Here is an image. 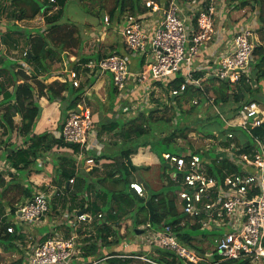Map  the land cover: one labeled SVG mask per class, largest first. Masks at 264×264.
I'll use <instances>...</instances> for the list:
<instances>
[{"label": "trees", "instance_id": "obj_1", "mask_svg": "<svg viewBox=\"0 0 264 264\" xmlns=\"http://www.w3.org/2000/svg\"><path fill=\"white\" fill-rule=\"evenodd\" d=\"M3 0H0V2ZM11 11L7 16L13 18L17 22L35 19L41 16L46 27L43 30H37L35 33L27 32V48L28 52L25 60L31 66L30 74L27 75L21 70L16 69V63L11 62L5 57L0 59V104L2 110L0 112V133L1 135L10 136L13 132L22 139V147H17L13 144L3 152L6 163L9 167L14 169L15 173L11 174L10 180L6 183L3 175L0 173V244L7 246L13 245L16 241H21L24 235L20 232V226L8 219L13 217L17 207L13 205L14 196H8L9 192L18 194L16 200L21 204H25L34 197L32 183L28 181L29 174L40 172L42 167L39 165V160H45L51 157L53 162L54 181H57V187L61 188L64 194H70V200L76 201L77 197L83 195V201L75 208V205H69V211L84 210L91 213L93 216L102 214L101 219H96L89 225V237L83 239L84 245L82 247V260L90 264H132L135 257H141L144 254H129L132 257H120V253L111 251L112 246L120 245L123 240L119 233V224L124 219H131L134 229H139L143 224L150 225L151 229L161 231L166 226H170L175 237L181 244L190 248L196 249L203 253L204 250L196 247L193 244L194 238L188 230H200V224L192 222L185 215L177 211V201L172 195L175 192L171 191L173 185L168 180V174L171 171L169 168L163 167L160 164V176L169 181L167 188L161 187L156 192H151L143 196H139L130 189L129 184L134 179L133 175L139 170L131 162V155L136 154L139 148L149 147L154 154L158 153L154 150L152 145V138L148 135L150 133V124L155 123L156 128L154 132H158L165 128V125L160 122H154L152 115L157 112L158 108L151 107L150 115L145 114L139 110L138 116L125 120L123 118L114 119L112 116L110 122H100L101 129L99 133H115L121 136L125 147L118 150L121 158L120 162L113 161L109 165L104 166V170L99 172L98 169L92 167L89 171H84L82 166H76V155L79 151L78 145L65 143L61 136L55 137L53 133L44 132L38 135L33 134L36 120L40 117L41 107L38 104V99L45 97L49 103H60V122L58 131L61 132L62 125L68 117V112L76 110L77 106L82 102L83 85L76 88L72 84V78L68 73H64L66 78L64 82L57 80L51 83H45L47 79L52 76V66L55 63H62L67 61V67L79 74L81 65L89 61L98 62L106 57L102 55L99 50L93 52L87 57H83L80 53L85 46V41H80L76 36L77 31L75 25L69 27L68 18L65 7L72 5L71 0H7ZM88 5L82 4V10L87 17H98L101 19L105 17L102 13L107 9L112 26L121 21L122 16L126 14H142L148 9L145 7L143 0H89ZM160 1V0H155ZM227 1V0H225ZM233 3L238 2L237 9H243L249 5L252 8L257 7L258 24L264 26V0H229ZM74 2V1H72ZM110 6L107 8V5ZM74 5V4H73ZM95 5H98L95 7ZM1 7V5H0ZM53 8H56L53 9ZM5 11V9H4ZM65 22V24L61 23ZM18 26L12 24L10 27L6 26V30L12 32ZM236 29V27H235ZM234 29V30H235ZM252 29V28H251ZM17 31V30H16ZM254 32V31H253ZM19 36V35H18ZM6 35L0 36V44H8L14 41ZM79 45V46H78ZM78 47L79 53L74 54L78 61H68L70 53L68 50ZM125 49V48H124ZM112 54V53H111ZM254 59L251 61V73L249 77H241L239 81L231 83L229 81H220L217 78L203 79V72H194L193 77L202 79V89L193 86H188L187 89L180 96L182 98L198 97V105L192 106L188 111L180 113L179 120H186V117L196 110L197 106L201 105L207 97L208 93H213L212 103L218 107L222 113L225 108L234 107L233 114L227 115L226 119H231L239 112L244 105L250 102L261 103L264 101V44L255 45L253 49ZM110 55V54H109ZM108 56V55H107ZM144 63L138 60L137 68L141 70ZM131 67V63H130ZM67 69V70H69ZM83 71H88L87 68ZM67 74V75H66ZM97 74V73H96ZM147 84L149 86L156 85L169 91L173 88H178L184 82L183 74L177 73L172 76L166 84L160 81H154L148 78ZM34 82L36 87L31 84ZM91 83L93 80L90 81ZM209 82V87L204 89L206 83ZM12 88V90H10ZM37 89V91H36ZM117 90L113 87L110 93L111 101L114 100ZM128 92V90H127ZM142 91L138 92L139 94ZM179 98V97H178ZM175 99L169 97L172 104L176 102ZM37 99V100H36ZM133 102L135 100H132ZM132 102V103H133ZM131 103V101H130ZM112 108V105L111 107ZM20 117V122H15V117ZM222 114H215L213 118H208L205 127L199 129L200 132L205 131L206 136H212V131H218L220 137H226V134L231 133L234 136V141L237 144L244 145L245 148L251 146V136L239 127H228L222 120ZM177 122L175 130L167 136L160 137V142L164 146L165 151L158 153L159 159L163 160V153H171L179 155L180 153L192 152L191 149L181 148L175 144L176 135L182 134L183 130L188 127L181 128ZM210 126L209 128H207ZM207 128V129H206ZM205 129V130H203ZM176 131L178 132L176 134ZM157 135V133H156ZM251 135L260 140H264V123L261 126L251 130ZM185 138L184 135H182ZM214 137V136H212ZM1 145V144H0ZM54 147L70 148L72 150L70 155L58 154L53 152ZM11 150V151H9ZM117 150V149H116ZM91 157L89 150H85L80 164L86 158ZM95 161L102 159V156L95 157ZM214 160V159H213ZM161 162V161H160ZM227 167L226 164L217 167L215 164L211 167L212 174H221L220 169ZM83 170V171H82ZM231 170V168H229ZM232 171V170H231ZM73 180V185L69 183ZM67 183H69L67 185ZM47 188V187H45ZM47 191V189H43ZM43 191V192H45ZM22 193L23 196H19ZM169 193L171 196H168ZM58 189L55 192L56 196ZM176 197V195H175ZM7 199L9 213L6 214L5 207L1 205V201ZM88 201H87V200ZM74 206V207H73ZM139 214H143L144 219L139 220ZM183 219L186 223H183ZM191 223V224H190ZM13 226L14 232L8 233L7 228ZM56 226V225H55ZM144 226V225H143ZM51 228V227H49ZM49 232L45 233L42 241L47 239ZM71 232L70 230L68 231ZM79 235H83L82 229H78ZM93 233V234H92ZM145 233V232H144ZM48 235V236H46ZM100 246L109 249V254L98 255L97 250ZM157 254L154 257H149L151 261L158 264H179L181 263L170 251L156 248ZM23 260V259H22ZM22 260L19 263H22ZM219 264H245L238 261H223Z\"/></svg>", "mask_w": 264, "mask_h": 264}, {"label": "built area", "instance_id": "obj_2", "mask_svg": "<svg viewBox=\"0 0 264 264\" xmlns=\"http://www.w3.org/2000/svg\"><path fill=\"white\" fill-rule=\"evenodd\" d=\"M143 1L148 9L145 13L126 14L114 26L110 17L105 15L102 20L103 31L110 27L119 34L125 54L114 52L98 62L89 61L82 65V69H88L90 76H95L98 72L109 74L113 87L125 94L128 86L133 91L145 85L148 78L166 84L172 76L181 72L184 82L178 88L168 91L169 97L173 99L180 97L188 86L202 89V79L193 77V73L200 69L206 70L203 79L215 77L220 81L235 83L241 77H249L255 44L252 41L253 30L245 26L239 27L231 39L226 41L224 51L213 65L205 61V68L202 64L194 69V61L201 47L206 46L216 35L213 28L216 17L213 0H204L199 14H193L190 22L183 15L184 5L181 0ZM186 2L193 5L198 0ZM23 54L26 56L27 50ZM132 57L143 61L141 70L131 69ZM25 64L21 63L22 66ZM69 75L74 87L82 85L81 75L78 76L73 70L69 71ZM83 87L82 102L76 110L68 112L60 132L65 143L78 145L77 164H80L85 150H89L98 141L92 113L84 105L88 90L86 86ZM158 89L156 85L150 86L141 105L151 109L150 92ZM221 118L228 127H239L248 133L252 138L251 146L245 148L244 145L237 144L233 140V134L228 133L227 139L215 137L219 147L214 157L200 151L179 155L162 154L171 170L168 180L178 188L175 195L181 213L190 221L199 223L201 230L221 231L214 239L216 247L213 253H200L181 244L170 226L155 231L146 224L143 234L147 232L145 240L148 246L156 245L174 253L180 259L179 264H219L223 261L264 264V140L251 135L252 129L264 123V112L257 102H250L235 117ZM210 149L213 151V147ZM84 163L91 169L94 160L89 157ZM214 164L217 167L226 164L227 167H222L221 174L216 175L211 173ZM69 183H73V180ZM129 187L137 195H144V188L140 183L132 181ZM50 198L46 192H35L34 197L19 206L14 216L8 220L18 225L40 221L49 211ZM79 211L81 210L67 211L69 214L64 216V225L71 231L68 237L57 234L52 236L50 231V236L46 235L47 239L33 243L29 236L27 252L20 264H90L81 258L84 244H78V229H82L86 237L88 232L84 233L89 231L88 226L96 219H101L102 214L93 216L85 212V209L82 214H78ZM7 232L13 233V226H9ZM134 258L158 264L144 257Z\"/></svg>", "mask_w": 264, "mask_h": 264}, {"label": "rangeland", "instance_id": "obj_3", "mask_svg": "<svg viewBox=\"0 0 264 264\" xmlns=\"http://www.w3.org/2000/svg\"><path fill=\"white\" fill-rule=\"evenodd\" d=\"M72 1H74V2H72ZM71 3H72V5L65 7L66 15L71 13V14H69L70 17L68 18V20L70 22V24L68 26L72 27L73 25H75V28L77 31L76 36L80 39L81 43H82V41H85L87 38H88V40L85 41V46L83 47L81 52L78 49V47L68 50L70 55L72 56V55L77 54L79 52L83 55L84 54L86 55V54L93 53L97 50H99V52L101 54H103V53L107 54L108 53L107 50L109 48V45L107 46V50L104 52L103 46L101 47L102 42L97 41L98 38L101 37V34H99V33H100V31H102V28H103L101 19H99L98 17H87V15L83 12L82 7H81L82 4L88 5L90 3V1L89 0H71ZM238 4H239L238 2L233 3L229 0H227V1H225V0H213V5L215 7V13H216V15H215L216 17L214 18V21H213L214 30L220 31V25H222L224 28H226V26H233L235 24L240 25L239 27H241V26L249 27V28H252V30L254 31L253 32L254 39L252 40L253 43L255 45L264 44V26L263 27L259 26V24H258V13L259 12H254L255 10H257L258 6L256 5V8L254 9L251 7V5H249V6L244 8V9H246L244 11V9H237L236 8ZM0 5H1V7H0V22L1 21H3V22L7 21L10 25L14 24L16 26H18V24L19 25L22 24L20 22L13 20V18L7 16V13L11 11V7L8 5L7 0L1 1ZM4 6H6V7H4ZM97 6L98 5H95V7H97ZM109 6H110V4L107 5V8ZM4 9H5V11H4ZM225 9L228 10V13H229L226 16H224L222 14V12ZM106 11H107V9L105 11H103V13H102L104 16L108 15V13ZM223 13H227V12L224 11ZM41 18L42 17L39 15V17H37L35 19V22H33L35 26L42 25L43 19H41ZM223 20H224V22L221 23ZM61 23L65 24V22H63V21H61ZM44 26L46 27L45 23H44ZM107 32L109 34L110 31H107ZM33 33H35V31ZM234 33L235 32L229 34V39H231V36ZM108 34L106 37H108ZM9 35H10V37H12L11 39L13 41L14 40L16 41V44L13 42H10L8 44H0V55H1L0 59L2 57L7 56V55L12 57L13 59L20 58L26 64L23 66L21 64L20 65L17 64L16 69L24 72V70H28L30 67L29 63L25 60V56L23 54V52L25 50H27V52H28V48H27L28 45H27V40H26L27 39V37H26L27 32L23 31L21 28L15 27L14 30H12V32L9 33ZM105 40L103 43L106 42ZM5 52L7 55H4ZM252 58L254 59V56H252ZM73 60H76V58L70 57L69 61L72 62ZM65 64H66V62L62 63V65L59 63L53 64L52 69L55 71H53L52 76L46 80V83H50V82L55 81V80L60 81L59 77H61V75L59 72L65 70V69L66 70L69 69L67 67L68 65L67 64L65 65ZM203 66H205V65H203ZM30 71H31V69H30ZM82 73L83 72H81L80 75ZM29 74H30V72H29ZM29 74H27V75H29ZM106 77H110L109 79L111 80V83L113 85L111 76L109 74H106ZM61 79H62V77H61ZM95 79H96V82H101L102 80L104 81V82H101L103 85L102 90H99V91H103V89L107 87V81L104 79H98L97 76ZM90 81L91 80H89V79H85V77H82V79H81V84L85 85L87 88L89 87L88 85L93 86V88L91 90V95L85 97V100H84L85 106H88L91 109L92 113H95V112L100 113L101 118L104 120L106 118V115H105L106 113H104L105 112L104 110L107 109V100L103 101V103H102V100H100V98L96 94L92 93L94 91L95 83H93V82L91 83ZM31 83L36 87V84L34 82H31ZM209 85H210L209 82L206 83L204 86V89L206 87H209ZM10 90H12V88H10ZM36 91H37V89H36ZM140 91L141 90L137 88V90L135 91L134 94H132L133 92H127L128 94L132 95V96H130L131 103L130 104L128 103L129 105L127 104V106H129V108H130V112H126V110H125V113L115 112L113 114V117H117V118L120 117V118H123L127 121L131 118L137 117L138 116L137 112H139V110H141L140 112L143 111L145 116H149L151 109L141 105V101L143 99V93L141 92L139 94L138 92H140ZM117 93H118L117 96L119 98L123 99V95L120 92H117ZM149 97H150L149 104L151 105V107L158 108L157 112H155L152 115L153 120H158V121H154V122H160L162 120L160 122V125H162V123L165 125L164 129H162L158 132H154V130L157 126L155 123L150 124V126H151L150 127V133L148 135L152 138L151 142H152V145H153L154 150L156 152L159 153L160 151H165L164 146L160 142V137L167 136L170 133H173L175 130V127H173L172 125H175L178 122L179 127L184 128V129H185V127H188V128L186 130H183L182 134L176 135L175 144L177 146L179 145L181 148L191 149L193 151L206 152L207 155L210 153L209 156L211 155L212 157L215 156L214 153L218 151V147H219L218 141L215 140V137L221 138L220 133H218V131L214 130V131H212V134H213L212 136H214V137L206 136L205 131L200 132L199 129L201 127H205V124L208 121L207 119L211 118V117L213 118V116L215 114L220 113V114H222V117H224V118L227 115L233 114V110H234L233 106H231L230 108H228V107L225 108V112L222 113L221 110L212 103L213 93L209 92L207 95L208 98H206V100L201 105L197 106L196 110H194L191 114H189L186 117V120L180 121L179 119L182 118L180 113L183 111L184 112L188 111L192 106L198 105V102H199L198 97H193L191 100L189 98L179 97L178 100H176V102L174 104H172L169 100L168 92L165 91L163 88H159L158 90L150 92ZM132 98H137V99L133 102ZM175 99H177V98H175ZM175 99L172 98V101H174ZM258 104L261 106V109L264 112V101H262L261 103H258ZM122 107L124 109L125 104H123ZM1 108L2 107H0V112H1ZM78 110H79V108H78ZM15 122L19 123L20 121L15 118ZM209 127L210 126H208L207 128H209ZM97 128H98V130H100L101 126L98 124ZM203 130H205V129H203ZM156 133H157V135H156ZM177 133L178 132L176 131V134ZM103 134H106L108 136L109 142H107V145L110 148H114L115 150L116 149L121 150L122 148L125 147L126 144L123 143L121 136H119L118 134H114V133L110 134L107 132H104V133L102 132L101 135H103ZM182 135H184L185 138H183ZM14 139H15V141L11 144L17 145V143H19L18 145H21V142H20V141H22L21 138L18 137V138H14ZM212 147H213V151H212V149H210ZM207 149H209V152H207ZM158 153H156L155 155L159 158ZM40 161H42V160H40ZM116 161L117 162L121 161V158L116 159ZM160 161H161L160 164H162L163 167L169 168L166 161H164L162 159ZM82 167H83L82 169L84 171H89L88 168L90 169V167L88 165H85V163L82 165ZM133 177H134V179H137L140 182L145 181L144 187H146L147 197H148L149 193L156 192L161 187L167 188V186L169 185V181L164 178V175L160 176V172L156 166L141 167L133 175ZM70 184L73 185V183H70ZM43 189H47V191H45ZM176 189H177V187L175 185L171 186V191L175 192ZM38 190L45 191L46 193H48L51 196V198L49 200V211L44 215V217H42L41 220L45 219L46 224L48 222H51V224L54 225V227L51 230L52 236L60 235V236L68 237L70 233L68 232V228H66V225H64V222H66L64 216L69 214V213H67V211H69V205H75V208L79 206L81 201H83V199H84L83 195L78 196L76 201L72 202L70 200V198H71L70 194H64V192H62L61 194H57L56 196H54L52 194L53 189H48V188H45L44 186H42V188H39V189L38 188L34 189L33 192L35 193ZM146 194L144 193V195H146ZM171 194L169 193L168 196H171ZM172 195L174 196V198H176L174 193ZM11 196H14V200H16L18 194L16 193V191H14L11 193L10 197ZM19 196H23V194L19 193ZM21 205H23V204H21ZM17 208H18V206H17ZM177 211L181 213V210L178 206H177ZM70 212H72V211H70ZM8 213H9V211H8ZM138 219L139 220L144 219L143 214H139ZM182 221H183V223H186L185 219H183ZM27 223L38 224L39 221L27 222ZM25 225H27V224H24L22 227H24ZM143 225H145V224H143ZM143 225L141 227H139V230L144 229L145 226H143ZM119 226H120L119 233L122 236L123 240L121 241L120 245L112 246L111 248H109V249H111V251H116V252L122 254L120 256H130L129 254H131L133 252L136 254H142L143 253L144 255L141 257H144L145 259H150L149 257H154L157 254L156 248H158V246L157 247H156V245L148 246L147 241L145 240V238H146L145 236L147 235V232L145 234H142L144 236L136 235L134 233L135 229L132 226L131 219H124L123 221H121ZM188 232L194 238L193 244L196 247L204 250V252H207V253H209V252L213 253V249L216 247L215 243H214V239L217 238V236L221 233V231L210 230V229L188 230ZM78 236H80L78 239V244L80 246H81V244L85 245L86 243H84V241H83L85 235H78ZM89 236L90 235L88 234L86 237H89ZM32 242L35 243L36 238H34V239L32 238ZM26 246H27V243H22V246H20L19 244L17 245V243L16 244L14 243L13 245L8 246V247H6V246L3 247L0 245V264H20L19 262L22 260V256L25 255V252H27ZM98 247H99V249L97 250L98 255H102V254L106 255V254H109V252H111L109 249H106L105 247L100 246V244H98ZM132 264H150V263L145 262L144 260L140 259V260H134V262H132Z\"/></svg>", "mask_w": 264, "mask_h": 264}, {"label": "crops", "instance_id": "obj_4", "mask_svg": "<svg viewBox=\"0 0 264 264\" xmlns=\"http://www.w3.org/2000/svg\"><path fill=\"white\" fill-rule=\"evenodd\" d=\"M181 1H182L183 5H184L183 6V15L185 16L187 22L191 21L193 14H195L197 16L199 14V12H200L199 11L200 8L204 5V0H198L197 4H193V5L187 4L186 0H181ZM206 1L208 2V0H206ZM0 4H1V2H0ZM4 7H6V6H4ZM245 10L246 9H244V11ZM224 11H226L227 13H223ZM224 11L222 12V14L224 16L229 14L228 10L225 9ZM254 12H258V11L255 10ZM37 17H39V16H37ZM35 19L22 21L20 23H22L23 25L22 24L21 25L18 24V27L21 28L23 31L30 32V33H33L34 31H37V30H43L45 28L44 21L42 20V25L35 26L34 23H33V22H35ZM41 19H43V18H41ZM223 22H224V20L221 23H223ZM112 23L113 22H111V24ZM6 26L10 27V24L7 21H5V22L1 21L0 22V36L1 35H6L8 38H10V35H9L10 31L6 30ZM239 26L240 25L235 24L233 26H226V28H224L222 25H220V31H216L215 30V32H216L215 37L211 41H209L206 46L201 47L200 52L196 56L195 61H194V69H197L202 64L203 65H207L205 61H209L210 65H212V63L217 59V57H219V55H221L222 52L224 51L226 41L229 39V34L235 32L236 30H238ZM235 27H236V29H235ZM103 28H102V31H100V33H99V34H101V37L98 38L97 41H101L102 42L101 47L103 46L104 52L107 50V46L108 45H109V48L107 50L108 53L107 54L103 53L102 55L107 56V55H109L111 53H114V52L125 54L124 53V51H125L124 50V46L122 44V39L119 36V34L117 32H115L113 29H111L110 27L107 29V31H110L109 34H108L107 31H105V32L103 31ZM107 34H108V37H106ZM86 40H88V38ZM104 40L106 41L105 43H103ZM14 43L16 44L15 40H14ZM91 54L92 53L86 54V55L82 54V55H83V57H87V56H89ZM4 55H7L6 52L4 53ZM69 56L71 58H76V60H73L72 62H74V61L77 62L78 61V58L75 55H72V56L69 55ZM70 57H69V59H70ZM5 58H7L8 60H10L13 63H16V65L17 64L20 65L21 63H23V61L20 58L13 59L9 55L5 56ZM69 59H68V61H69ZM137 61L138 60L135 59V57L131 58V69L132 70L137 69V65H138ZM204 62H205V64H204ZM66 64H67V61H66ZM16 68H17V66H16ZM203 68H205V66ZM30 69H32L31 66L29 67V71L28 70L27 71L24 70V72L26 74H29ZM70 70H72V69L71 68L69 70L65 69V70L59 72L61 77H62V79H61V77H59V80H60L59 82L62 83L66 79L63 76V74L65 72L69 74ZM81 72H83L81 74V79H82V77H85V79L93 80V83H95L94 91L92 93L96 94L100 98V100H102V103H103V101L107 100V109L104 110L105 111L104 113H106L105 114L106 118L104 120L101 118L100 113H97V112L92 113L91 109L87 106L90 109L91 113H92L93 120H94V125H95V132L96 133H97V131H99L98 128H97V125L98 124L100 125V122H103V123H106V124L108 122H110V119H111V117L113 116V114L115 112L125 113V110H126V112H130V108H129V106H127V104L128 103L130 104V100H131L130 96H132V95H130L128 93H125V94L121 93L123 95V99H121V98H119L117 96V94H118L117 93L115 98H114V100L111 101L110 93L113 90V85L111 83V80L109 79L110 77H106L107 73H101V72L99 73L98 72L97 75H96L98 77V79H104V80L107 81V87L104 88L103 91H99V90H102V88H103L102 86L103 85H102L101 82H104V81L102 80L101 82H96V79H95L96 76H90L87 73V71L86 72L83 71L82 67H81V70L79 71V74H77V75L79 76ZM196 72H199V73L203 72L202 73L203 76L206 74V70H202V69H200L199 71H196ZM45 83H46V81H45ZM88 86L89 87L86 88L88 90L86 96H90L91 95V90L93 88L92 85H88ZM149 87H150L149 84L146 83L145 85L140 86L138 89H140L142 91V93H143V96H145V92H147V93L149 92V90H147V89H149ZM130 88H131V86H128V88L126 89V92L128 90V92H133L132 94H134L135 91L137 90V89H135L133 91H130L131 90ZM136 99L137 98H132V100H136ZM38 104L41 107V113H40V117L36 120L35 127L33 129V134L34 135H38V134H41V133H44V132H48V133H53V135L55 137H59L60 136V131H58L57 129H58V126L61 124V122H60V117H61L60 103L59 102L49 103L48 100L45 97H41V98L38 99ZM123 104H125V108L124 109L122 107ZM84 105H85V101H84ZM111 105H112V108H110ZM0 107H2L1 104H0ZM1 110H2V108H1ZM15 118L20 121V117L19 116H16ZM116 118L117 117H114V119H116ZM101 134L102 133L98 134V138H97L98 141H96L95 144L92 147H90V149H89V155H91L90 158H92L94 160L93 167L98 169L99 172H102L105 169L104 168L105 165H109L113 161H116V159H118V158L120 159L119 154H117V153H119V151L115 150L114 148H110L107 145V142H109L108 136L106 134H103V135H101ZM14 138H18L16 132H13L10 136L1 135V133H0V144H1L0 145V173L3 175L6 183L10 180V178H11L10 175L14 174L15 171H14V169L9 167L8 163H6L5 157L2 156V155H3V152L10 147L11 143H13L15 141ZM20 142H21V145H18L19 143H17V145H15V146L22 147L23 146L22 141H20ZM52 151L56 152L58 154H67V155H70L71 152H72V150L70 148H62V147H54L52 149ZM94 156L95 157L102 156L103 158L99 159L98 161H95ZM118 162H120V161H118ZM131 162H132V164L134 166H136L138 168L156 166L158 168V170L160 169V159L153 152L150 151L149 147L139 148L137 150L136 154L131 155ZM52 163L53 162L51 161V157L50 156L47 157L45 160H42V161L39 160V165L42 167L41 171L37 172V173L32 171L29 174L28 181L30 183H32L33 190L36 189V188H38V189L42 188V186H44V187H47L48 189H53L52 190V194L53 195H55V192L57 191V189H58V194H61L63 192L61 190V188L57 187V181H54L53 164ZM83 164H84V162L81 163V164H77L76 163V166H78V168H79ZM88 170H90V169L88 168ZM132 181H136V182L140 183L142 185V187L144 188V191H145V194H146V192H147L146 191V187H144V182L145 181L144 182H142V181L140 182L139 180H132ZM39 191L40 190H38L37 192H39ZM0 192H1V189H0ZM11 193L12 192H9L8 196L6 195V197H10ZM7 202L8 201H7L6 198L1 201V205L5 207L6 214H8V211L10 209V207H8ZM13 205L16 206V207L17 206L19 207L21 205V203L18 202V200H14L13 201ZM24 224H27V225L22 227ZM24 224H22V225L19 224L20 232L24 235V238L21 241H16L15 242V244L17 243V245L19 244L20 246H22V243H27L26 239L29 236H31L33 239L36 238L37 241H40L41 239H43V235L47 231H51L52 228L54 227V225L51 224V222H48L46 224L45 223V219L39 221L38 224H29L27 222L24 223ZM49 227H51V228H49ZM1 246L5 247V245H1Z\"/></svg>", "mask_w": 264, "mask_h": 264}, {"label": "water", "instance_id": "obj_5", "mask_svg": "<svg viewBox=\"0 0 264 264\" xmlns=\"http://www.w3.org/2000/svg\"><path fill=\"white\" fill-rule=\"evenodd\" d=\"M9 151H11V150H9ZM67 185H68V183H67ZM82 213H83V211H80L78 214H82ZM134 233L136 235H142L143 234V230L135 229Z\"/></svg>", "mask_w": 264, "mask_h": 264}, {"label": "clouds", "instance_id": "obj_6", "mask_svg": "<svg viewBox=\"0 0 264 264\" xmlns=\"http://www.w3.org/2000/svg\"><path fill=\"white\" fill-rule=\"evenodd\" d=\"M96 75H97V74H96ZM96 75H95V76H96ZM83 86H84V85H83ZM68 184H69V183H68ZM144 193H145V191H144ZM73 211H74V210H73ZM81 211H82V210H81ZM79 212H80V211H79Z\"/></svg>", "mask_w": 264, "mask_h": 264}, {"label": "bare ground", "instance_id": "obj_7", "mask_svg": "<svg viewBox=\"0 0 264 264\" xmlns=\"http://www.w3.org/2000/svg\"><path fill=\"white\" fill-rule=\"evenodd\" d=\"M156 230V229H155Z\"/></svg>", "mask_w": 264, "mask_h": 264}]
</instances>
